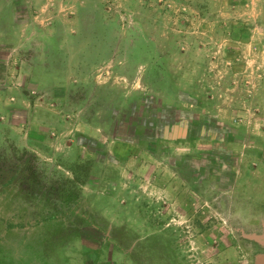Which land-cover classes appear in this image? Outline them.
<instances>
[{"label":"rangeland","instance_id":"rangeland-1","mask_svg":"<svg viewBox=\"0 0 264 264\" xmlns=\"http://www.w3.org/2000/svg\"><path fill=\"white\" fill-rule=\"evenodd\" d=\"M83 246L264 264V0H0V264Z\"/></svg>","mask_w":264,"mask_h":264},{"label":"crops","instance_id":"crops-1","mask_svg":"<svg viewBox=\"0 0 264 264\" xmlns=\"http://www.w3.org/2000/svg\"><path fill=\"white\" fill-rule=\"evenodd\" d=\"M35 151V149H34ZM87 248H80L79 250V253H77V251L74 253L75 255H77L79 257L80 260H82V263L81 264H86V258H87V255L91 253L90 250H86ZM83 252V253H82ZM84 260V262H83Z\"/></svg>","mask_w":264,"mask_h":264}]
</instances>
